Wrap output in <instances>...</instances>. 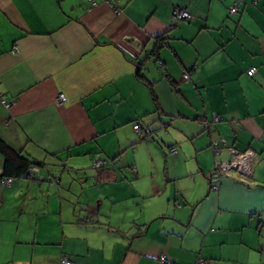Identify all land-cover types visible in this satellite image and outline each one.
<instances>
[{"label":"crops","instance_id":"obj_1","mask_svg":"<svg viewBox=\"0 0 264 264\" xmlns=\"http://www.w3.org/2000/svg\"><path fill=\"white\" fill-rule=\"evenodd\" d=\"M233 2L0 0V139L41 165L0 179V264H264V0ZM230 149L252 176L209 191Z\"/></svg>","mask_w":264,"mask_h":264},{"label":"built area","instance_id":"obj_2","mask_svg":"<svg viewBox=\"0 0 264 264\" xmlns=\"http://www.w3.org/2000/svg\"><path fill=\"white\" fill-rule=\"evenodd\" d=\"M106 5H108L110 8H113L115 12H117L116 9V4H117V0H102ZM241 2V0H234L233 2V6L230 8L229 12L231 14L237 12V8L236 6H238V4ZM88 3L91 6H95V0H88ZM191 16L188 14L187 11L182 10V9H178V8H174L171 14V21L173 23H179L180 21H184V20H190ZM16 52V48L13 49V53ZM249 76H253L256 73L255 69H249L247 71ZM189 76L188 74H184L183 75V79L184 80H188ZM1 105L3 106L4 109H9V107L12 104V101L10 100H1ZM56 102L58 105H62L65 102V97L63 94H58L57 98H56ZM219 118L218 117H214L213 118V122L217 123L219 122ZM133 130L135 133L139 134L140 130L139 127L137 125L133 126ZM212 148L215 152L216 155L220 154V149L218 144L212 143ZM169 153L171 155H174L176 153L175 149H170ZM229 155H230V159L229 161L226 162H215L214 163V169L212 174L209 176L208 182H209V191H216L217 190V186L218 183L221 179L222 176H227L230 173L234 172L237 174L238 176V180L242 183L247 182L251 176H252V167H253V161L255 159V153L253 150L251 149H247L243 152H237L233 149L229 150ZM104 164V162H100V161H95L93 166L95 168H99L100 166H102ZM38 169L35 167H31L27 174H31L34 172H37ZM2 174V170L0 169V179L3 185L5 186H10L12 180L9 178H2L1 177ZM160 263L161 264H166V257L162 256L160 258ZM60 264H73V262L71 260H69L67 257L63 256L60 259ZM199 264H203L202 262H200Z\"/></svg>","mask_w":264,"mask_h":264},{"label":"trees","instance_id":"obj_3","mask_svg":"<svg viewBox=\"0 0 264 264\" xmlns=\"http://www.w3.org/2000/svg\"><path fill=\"white\" fill-rule=\"evenodd\" d=\"M87 2H88V0H87ZM90 7H92V6L90 5ZM236 8H237V10H239L238 6H236ZM184 21H187V20H184ZM184 21H180V22H184ZM179 23H173V24H179ZM155 107H157V106H155ZM135 125H137L139 127L140 132L137 135L141 139H146L147 136H150L152 134L153 129H151V128L149 129V126H144V125L141 126L138 123H135L133 126H135ZM245 150H247V149H245ZM245 150H243V151H245ZM243 151H240V152H243ZM0 155L3 158V164H2V167L0 168L2 170V174H1L2 178H9L11 180H14L15 178H19V177L26 175L28 170L31 167H33V166H39L40 167L41 166V165H38L36 162H34V161L28 159L27 157L23 156L21 154V152L16 151V150L12 149L11 147H9L2 139H0ZM100 162H102V161H100ZM93 164H94V162H93ZM93 164H92V168L95 170L102 169L105 166V164H103L99 168H95L93 166ZM105 168H106V166H105ZM58 183H59L58 180L54 181L55 185H57Z\"/></svg>","mask_w":264,"mask_h":264},{"label":"rangeland","instance_id":"obj_4","mask_svg":"<svg viewBox=\"0 0 264 264\" xmlns=\"http://www.w3.org/2000/svg\"><path fill=\"white\" fill-rule=\"evenodd\" d=\"M53 165H55V163L54 164H48L47 165L48 170L54 171V169H57V167H60V169H61V166H58V165L53 166ZM252 171H253V167H252Z\"/></svg>","mask_w":264,"mask_h":264},{"label":"clouds","instance_id":"obj_5","mask_svg":"<svg viewBox=\"0 0 264 264\" xmlns=\"http://www.w3.org/2000/svg\"><path fill=\"white\" fill-rule=\"evenodd\" d=\"M172 149V148H171ZM174 149V148H173ZM170 150V149H169ZM169 152V151H168Z\"/></svg>","mask_w":264,"mask_h":264}]
</instances>
